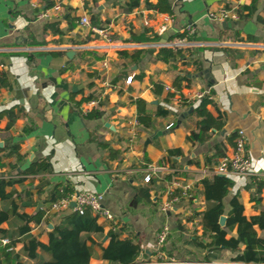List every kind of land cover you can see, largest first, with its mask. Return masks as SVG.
<instances>
[{"label": "crops", "instance_id": "0c3cea01", "mask_svg": "<svg viewBox=\"0 0 264 264\" xmlns=\"http://www.w3.org/2000/svg\"><path fill=\"white\" fill-rule=\"evenodd\" d=\"M126 1L0 0V70L7 71L11 81L9 87L0 88V111L12 110L16 116L9 127L7 113L0 118V154L17 146L22 166L48 158L52 167L48 174L28 175L14 185L16 199L27 203L18 210L30 215L46 208L47 194L55 186L67 187L72 193L102 194L103 206L114 219L98 218L103 232L83 234H89L95 242L89 264L106 263L101 253L109 242V228H122V238L131 236L139 242L140 264L156 262V233L164 224L169 233L162 245L163 260L248 264L232 260L235 254L225 249L211 251L209 260L204 259L206 250L196 245L192 236L201 235L198 214L211 205L203 195L201 180L213 174L210 171L221 158L216 144L223 142L225 153L230 152L235 140L227 144L226 138L243 130L252 168L264 172V0H255L253 14L238 13V19L226 21L211 19L207 14L224 6L236 5L238 10L253 0H167L170 13L148 9L141 0L139 7L124 12ZM49 2L60 3L61 10H50L47 17H39L40 10L51 8L45 7ZM83 14L92 24L97 22L93 25L111 33L109 43L79 24ZM164 14H170V22L162 20ZM145 17L150 19V27L143 26ZM186 25L195 29V35L189 38L187 46L191 49L182 51L184 58L158 59L159 48L152 44L177 42L185 34L175 35ZM94 40L104 46L93 48ZM121 51L126 54L120 55ZM104 57L109 63L106 69L101 64ZM130 75V83L125 84ZM178 75L186 76L179 88L174 86ZM167 85L174 90H165ZM198 91L207 92L210 102L206 109L215 124L210 127L209 139L189 141L187 136L195 128V121L201 119L193 114L201 100H194ZM90 92H99L97 98L103 94L99 99L104 101L99 107L103 113L98 118L86 115L95 107L87 105L89 100H82ZM179 98L185 102L178 103ZM137 100H141L151 121L147 127L139 121L133 145L127 148L130 134L126 122L138 118ZM159 107L168 114L155 115ZM148 138L150 142L145 145ZM169 149L180 150L171 155L174 166L167 165L153 174L152 182L145 183L148 165L158 166ZM11 160L14 158L4 162ZM228 176L233 183L222 199L224 216L235 194L244 215H256L264 209V188L257 203L251 200L252 179ZM176 177L194 185V198L180 200L172 210L162 212L159 205L166 198L165 189ZM67 212H46L48 222H31V234L47 243L54 223ZM1 226L7 228L8 222ZM231 235H236L235 229ZM21 246L18 242L14 249ZM22 261L32 264L25 256Z\"/></svg>", "mask_w": 264, "mask_h": 264}, {"label": "trees", "instance_id": "16d2710c", "mask_svg": "<svg viewBox=\"0 0 264 264\" xmlns=\"http://www.w3.org/2000/svg\"><path fill=\"white\" fill-rule=\"evenodd\" d=\"M140 0H127L122 10L129 12L138 7ZM52 4L46 3L45 7ZM144 5L148 9H154L158 12L170 13V6L167 0H158L156 3H151L148 0L144 1ZM256 2L253 0L250 5H242L238 8V13L242 16H249L255 12ZM244 11L246 13L244 14ZM97 24V22H93ZM182 33H178L175 37H180ZM191 47H162L158 49L157 58L163 61L176 60L178 57L183 59V50H190ZM133 53H138L134 50ZM126 54L121 51L120 55ZM31 58V55H28ZM185 62V61H183ZM186 79V76H177L174 80V86L179 88L181 80ZM10 74L7 71L0 70V88L10 86ZM160 85V84H159ZM99 92H90L82 100H91L97 98ZM209 97L204 96L199 104L194 107L193 114L196 117H201L195 121V128L190 131L187 138L189 141H205L211 135L210 127L215 124L209 111L206 109V104L209 103ZM139 106L138 120L144 126H148L151 121V115L145 113L141 100H137ZM104 101L98 100L97 105L86 114L87 116L98 118L102 116V111L99 109ZM8 115V127L11 126L16 118L12 110L0 111V118L4 114ZM168 112L159 107L155 115H166ZM27 131V129H25ZM237 132L226 138L227 144H232L235 140ZM103 147L108 148V144L101 142ZM224 143L215 145V149L219 156L225 154ZM111 154L115 151L108 148ZM179 149H169L166 157L158 162V166H174L175 159L171 155L179 154ZM14 158V160H4ZM22 155L19 153L17 146H11L0 154V240L8 239V243L0 245V264H23L22 256L32 261V264H89L93 254L94 240L89 234L84 233H102L103 226L97 223V217L86 208L82 213L70 211L63 213L58 217V222L54 223L52 230L49 232L47 243H43L38 238L31 234V222L39 224L48 222L47 210L51 204L58 199L72 193L67 188H52L45 199L46 208L40 209L33 214L19 212V208L25 207L27 203L18 201L14 185L22 183L28 175L48 174L52 171L51 164L48 158H38L31 161L26 166L21 165ZM8 167L5 170V167ZM153 181V178L150 182ZM233 181L228 175L220 176L212 174L209 178H202V192L205 199L211 202V205L199 215V224L202 228L201 235L194 234L193 241L196 245L206 250L204 259L209 260L210 252L216 250H229L235 255L232 260L242 261L248 264H264V209L256 215L246 216L243 213V205L239 199V195L235 194L230 199V209L226 214L225 225H220L219 218L224 213L222 199L228 193V188ZM253 187L251 190V200L260 201V192L264 188V182L253 181L250 183ZM13 218L12 224L9 222ZM8 222V227L3 228L2 223ZM236 230V235H231L232 230ZM259 229L261 233L258 232ZM122 228L114 230L109 228L106 236L109 242L106 247H102L101 258L111 264H140L138 255L141 251L139 242H135L131 236L126 238L121 237ZM89 241V243H88ZM21 242L22 246L19 250H15L16 243ZM13 247V250H8ZM161 251L163 248H160ZM38 250L40 252H38ZM163 264H181L179 260H166Z\"/></svg>", "mask_w": 264, "mask_h": 264}, {"label": "built area", "instance_id": "2783aa9c", "mask_svg": "<svg viewBox=\"0 0 264 264\" xmlns=\"http://www.w3.org/2000/svg\"><path fill=\"white\" fill-rule=\"evenodd\" d=\"M145 1V0H141ZM33 6H37L36 3H32ZM139 7V6H138ZM50 10L54 12H59L61 10L60 3H55L51 6L50 9H43L39 11V17H47L50 13ZM138 11H141L137 8ZM211 19L226 21L232 19H238L237 6H224L218 9L217 11H210L207 14ZM162 20L164 22H170L171 16L170 14L162 15ZM79 24L82 27L88 29L89 33L92 35H97L100 37V40H104L106 42H110L111 33L103 27H99L98 25H93L90 21V18L87 14H83L79 19ZM143 26L150 27V19L148 17L143 18L142 21ZM182 32L185 36L179 39L177 42H156L152 44L155 48L162 47H186L189 43V38L195 35V29L191 25H186ZM97 40H94V42ZM93 48L103 47V44L100 43H92ZM98 44V45H97ZM195 44H210V42H199L195 41ZM102 67L104 69L108 68V59L104 57L102 59ZM132 79V76H127L125 79V84H129ZM165 90L173 91V87L165 86ZM206 91H198L194 95V100L202 99L206 95ZM103 94L99 98H93L87 102V105L90 107L96 106L98 100L102 98ZM185 101L181 98L178 99V103H184ZM188 102V101H187ZM129 126L128 133L129 137L126 138L127 148H131L133 145V137L136 135L135 128L139 125V120L137 117H131L126 122ZM247 139L243 130L237 131V136L235 139V143L231 148L230 152L225 153L219 159L218 163L213 166L211 169V173L214 174H222V175H230L236 174L245 177H249L252 181H262L264 182V172L255 171L252 168V162L249 154L246 151ZM166 166H150L145 170L144 174V182L149 183L152 180L153 174L156 172L162 171L166 169ZM166 198L160 203L159 210L162 212L170 211L180 200H192L195 195L194 185L182 178L176 177L172 181L167 184V187L164 192ZM103 195L98 194L91 191H80L76 193H70L69 195L58 199L53 202L47 212L49 211H77L82 213L86 208L90 209L91 212L99 219H105L112 221L114 219L113 214L103 206L102 203ZM74 202L75 205L73 207L70 206V203ZM169 233L168 225L164 224L160 227V229L156 233V245H157V260L156 262H145L142 264H163L166 263V260H163V254L161 252V247L165 242L167 235ZM2 245L7 244L8 239L0 240ZM8 250H13V247H9ZM172 262L174 259H169ZM97 264H111V263H97Z\"/></svg>", "mask_w": 264, "mask_h": 264}, {"label": "water", "instance_id": "95a60500", "mask_svg": "<svg viewBox=\"0 0 264 264\" xmlns=\"http://www.w3.org/2000/svg\"><path fill=\"white\" fill-rule=\"evenodd\" d=\"M69 54H70V53H67V55H69ZM149 142H150V139L148 138V139L145 141V145H147ZM218 175L223 176L222 174H218ZM74 205H75L74 202H71V203H70V206H71V207H73ZM40 206H41V204L39 203V204H38V207H37V210L39 209ZM225 220H226V216L221 215L220 218H219V223H220V225H222V226L225 225ZM49 227H52V225L49 224Z\"/></svg>", "mask_w": 264, "mask_h": 264}]
</instances>
